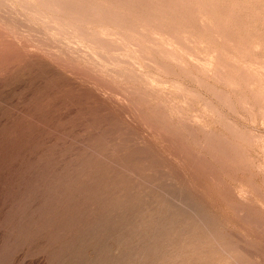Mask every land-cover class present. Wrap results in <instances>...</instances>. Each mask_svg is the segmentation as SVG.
I'll list each match as a JSON object with an SVG mask.
<instances>
[{
    "label": "rangeland",
    "instance_id": "1",
    "mask_svg": "<svg viewBox=\"0 0 264 264\" xmlns=\"http://www.w3.org/2000/svg\"><path fill=\"white\" fill-rule=\"evenodd\" d=\"M0 264H264V0H0Z\"/></svg>",
    "mask_w": 264,
    "mask_h": 264
},
{
    "label": "bare ground",
    "instance_id": "2",
    "mask_svg": "<svg viewBox=\"0 0 264 264\" xmlns=\"http://www.w3.org/2000/svg\"><path fill=\"white\" fill-rule=\"evenodd\" d=\"M46 1V0H45ZM95 3V2H94ZM112 4V3H111ZM56 8V7H55ZM104 10V9H103ZM109 12H111V11H109ZM206 66V65H205ZM202 67V66H201Z\"/></svg>",
    "mask_w": 264,
    "mask_h": 264
}]
</instances>
